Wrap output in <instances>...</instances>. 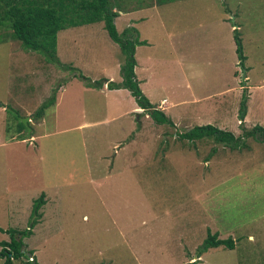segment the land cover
<instances>
[{
	"label": "rangeland",
	"instance_id": "rangeland-1",
	"mask_svg": "<svg viewBox=\"0 0 264 264\" xmlns=\"http://www.w3.org/2000/svg\"><path fill=\"white\" fill-rule=\"evenodd\" d=\"M141 1L146 7L129 14L146 42L135 66L139 77L159 80L141 89L154 104L166 98L177 130L213 121L235 136L264 128V0ZM127 20L118 14V33ZM55 56L58 63L23 48L0 25V241L9 240L5 229H26L30 198H47L21 238L26 253L9 264H264L263 142L246 138L230 149L211 138L181 140L169 125L131 113L127 89L93 86L119 81L125 58L101 21L56 34ZM53 89L45 122L28 131L35 138L19 142L24 116L16 113L31 117ZM207 231L230 237L234 249L202 250Z\"/></svg>",
	"mask_w": 264,
	"mask_h": 264
},
{
	"label": "trees",
	"instance_id": "trees-1",
	"mask_svg": "<svg viewBox=\"0 0 264 264\" xmlns=\"http://www.w3.org/2000/svg\"><path fill=\"white\" fill-rule=\"evenodd\" d=\"M0 4V25L9 29L13 37L20 41L23 48L40 51L56 63L58 61L56 60L54 50L56 33L59 30L68 26L102 21L103 29L108 38L117 44L119 49L124 53L125 58L119 66L120 82L115 83L104 80L103 83L93 82L92 85L100 87L101 84H105L107 89H127L130 95L133 96L137 107L144 110L154 123L173 125L162 111L154 108L149 103L138 87L133 73V66L135 65L133 56L134 47L144 44L145 41L138 39L137 31L132 26L124 27L120 33L116 31L113 18L118 15V11L123 10L124 12V9L117 5L115 0H0ZM232 31L234 33L233 37L237 59L239 60V64L242 65L244 56L241 52L237 27L233 28ZM60 68L62 69L63 66H60ZM78 76L79 79L85 78L81 74H78ZM84 84L86 86L91 85L89 82H85ZM55 90L53 89L49 96L39 104L30 118H38L42 111L53 102ZM244 97L245 95L242 94L240 108L244 106ZM243 115L240 117L239 125L242 124L241 120ZM18 127L16 129L17 132L25 129V126L20 121H18ZM176 136L179 139L187 141L211 138L217 143L225 144L230 149H235L238 146H243L246 138H252L255 141L264 143V128L255 124L248 129L242 128L241 134L235 136L230 131L219 129L211 124H204L195 125L187 131L176 133ZM17 138L22 139L20 135ZM43 197L44 194L40 193L32 200L26 229L16 231L8 228L2 231L6 232L9 237L8 241H0V255L4 257V264H9L11 259H17L26 253V251L24 252L22 250L21 238L29 235L30 228L39 217L38 209L44 202ZM17 236L21 237L18 238ZM216 236L217 234L215 232L211 234L207 231L201 249L205 250L218 246L226 249L233 247L230 237L219 239ZM27 253V259L28 257H32L30 255L31 251H27ZM31 262L35 264L33 258L26 260L24 264H30ZM189 264L194 263L191 262Z\"/></svg>",
	"mask_w": 264,
	"mask_h": 264
},
{
	"label": "crops",
	"instance_id": "crops-1",
	"mask_svg": "<svg viewBox=\"0 0 264 264\" xmlns=\"http://www.w3.org/2000/svg\"><path fill=\"white\" fill-rule=\"evenodd\" d=\"M120 0H115V2L117 3V5H119L120 7H126V5H127V8H125L124 9V11L125 12H123V10L122 11H118V14L120 13H124V14H127V18H128V20L126 21V24H125V27H127V26H132V27H134L135 25H136V18H134L133 16H134V14L132 15V16H129V14H132V13H135V12H138V11H142L143 10V8H145L146 7V5L145 4H143V2L141 1V2H138L137 4H136V2H134V0H121L120 2H119ZM0 7H1V4H0ZM118 16V15H117ZM117 16H115L114 18H113V23H114V21H115V19H116V17ZM142 18H144V17H142ZM222 20L224 21V19L222 18ZM131 21H133V22H131ZM95 22H99V21H95ZM102 22V21H101ZM0 23H1V21H0ZM90 23H94V22H90ZM84 24H88V23H84ZM81 25H83V24H81ZM81 25H77L78 27L79 26H81ZM76 25L75 26H68V27H66V28H69V27H77ZM63 29H65V28H62L61 30H59L56 34H58L60 31H62ZM10 32V37H11V39H15L14 37H13V35H12V33H11V31H9ZM138 39L139 40H143V39H140L139 38V36H138ZM15 40H17V39H15ZM18 41V40H17ZM145 41V40H144ZM19 43H20V41H18ZM144 44H146V42L144 43ZM144 44H140V45H144ZM140 45H136L135 47H134V54H133V56H134V60H135V65H136V62H137V56H136V48L137 47H139ZM22 46V45H21ZM55 54H56V42H55ZM146 61V60H145ZM133 66V73H134V77H135V79L137 80V83H138V87H139V89H140V91L142 92V94H144L145 96H147V100H148V98H150V96H149V94L145 91V90H143V89H141V86H142V84H145L146 82H148V83H151L152 85H154V86H157L158 84H159V80H157V81H154V80H152V78L150 77V74L149 73H144L141 77H139L138 76V68L136 67V66ZM146 71V70H145ZM151 73V72H150ZM245 78H246V76H245ZM144 80L145 82L144 83H142L140 80ZM109 80H110V78H109ZM113 82V81H112ZM117 82H120V80L119 81H117ZM117 82H115V83H117ZM188 78L186 79V86H188ZM103 86H105V84L103 85ZM107 89V88H106ZM117 89H119V88H117ZM116 89V90H117ZM186 89H190V94H189V96H190V99H188V100H186V101H190V104H193V101H195L196 102V100H197V98H193L191 95V90H192V88H191V86H188V87H186ZM107 90H109V91H111V90H114V89H107ZM29 94H25V95H22V97L23 96H28ZM149 101V103H151L153 106H154V108H156V109H158V110H160V111H162V113H164V108H166L167 106H169V105H167L168 104V102H167V100H166V98H161V99H159V101H158V103L157 104H154V103H152L150 100H148ZM194 102V103H195ZM55 103V95H54V100H53V102L50 104V105H48L47 107H49V106H52L53 104ZM189 104V103H188ZM166 105V106H165ZM212 105H213V107H214V109H215V107H216V101H214L213 100V102H212ZM46 107V108H47ZM45 108V109H46ZM44 109V110H45ZM44 110L42 111V113L40 114V116L38 117V118H32L33 119V123L31 122V123H29L30 122V120H31V118H30V116H28V114H29V112H26V114H19L18 112L16 113L18 116H24V117H28V126L29 127H31V129L29 130L30 132L32 131V126L34 127L35 125H43V123L45 122L44 121V118H45V116H44ZM137 110H141V112H143L144 114H143V119L145 118L146 119V117H147V119H148V115L145 113V111L144 110H142L141 108H139V107H137V105H133V107L131 108V113H134V112H140V111H137ZM217 110V109H216ZM141 114V113H140ZM164 115L166 116V114L164 113ZM112 117H116V116H112ZM167 117V116H166ZM137 118H138V121H140V117H138V115H137ZM168 119H170V117H167ZM170 121L172 122V126H170L172 129H173V132L175 133V135H176V133H180V132H183V131H187L188 129H190V128H192L193 127V123L194 122H192V123H190V124H187V123H185L184 122V125H186V128H187V130H182V129H180V130H177V128H176V126L177 125H174V122L170 119ZM198 121H200V120H198ZM196 122V123H199V122ZM154 123V122H153ZM153 123H150L149 125H150V128H152V130H156V127H157V130H162L160 127H158V126H156L155 124H153ZM216 121H213V124L214 125H216ZM208 124V123H207ZM200 125H204V124H200ZM213 125V126H214ZM195 126V125H194ZM217 126V125H216ZM143 127V126H142ZM141 129V128H140ZM139 129V130H140ZM133 130H135V129H133ZM139 130H137V131H139ZM171 129H169V131H170ZM21 132L23 133L24 132V130H21V131H19V132H17V130H16V128H15V131H14V135H16L17 137H18V135H21ZM30 132L27 134V137H23V136H21L22 137V139H19L18 138V141L19 142H21V143H26V142H28V143H30V141H31V139H33V138H35L32 134H30ZM16 137V138H17ZM132 138V137H131ZM181 140H184V139H181ZM187 141V140H186ZM6 142L5 141H3V140H1L0 139V144H5ZM27 143V144H28ZM115 145H113V147H114ZM40 193H43L42 191L40 192ZM39 193V194H40ZM44 194V193H43ZM30 200H31V203H32V199L30 198ZM43 200H44V202H43V206L42 207H44V205H45V203H46V200H47V198H46V196H45V194H44V197H43ZM16 202H18L17 200L15 201V203L13 204V203H11V202H9L8 204L10 205V206H12V207H14V205L16 204ZM31 203H30V207H31ZM19 204V203H18ZM40 206V207H41ZM29 207V209H31ZM39 207V208H40ZM27 208V207H26ZM25 208V209H26ZM14 209V208H13ZM43 209V208H42ZM42 209H41V211H42ZM38 211H39V209H38ZM44 212V211H43ZM39 214H40V216H42L41 215V213H40V211H39ZM38 219V218H37ZM233 243V247L231 248V249H229V250H233L234 249V242H232ZM213 248H219V246L218 247H212V248H208V249H213ZM194 257H197V256H194Z\"/></svg>",
	"mask_w": 264,
	"mask_h": 264
},
{
	"label": "water",
	"instance_id": "water-1",
	"mask_svg": "<svg viewBox=\"0 0 264 264\" xmlns=\"http://www.w3.org/2000/svg\"><path fill=\"white\" fill-rule=\"evenodd\" d=\"M27 121H28V117H21L20 118V122L25 126L26 130H27V133L28 131L30 130L28 124H27Z\"/></svg>",
	"mask_w": 264,
	"mask_h": 264
}]
</instances>
